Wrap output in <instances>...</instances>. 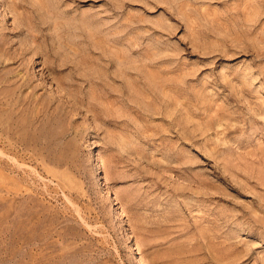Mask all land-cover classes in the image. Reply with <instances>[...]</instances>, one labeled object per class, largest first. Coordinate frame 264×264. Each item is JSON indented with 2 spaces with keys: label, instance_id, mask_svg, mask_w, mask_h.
Segmentation results:
<instances>
[{
  "label": "rangeland",
  "instance_id": "rangeland-1",
  "mask_svg": "<svg viewBox=\"0 0 264 264\" xmlns=\"http://www.w3.org/2000/svg\"><path fill=\"white\" fill-rule=\"evenodd\" d=\"M0 264H264V0H0Z\"/></svg>",
  "mask_w": 264,
  "mask_h": 264
},
{
  "label": "bare ground",
  "instance_id": "bare-ground-1",
  "mask_svg": "<svg viewBox=\"0 0 264 264\" xmlns=\"http://www.w3.org/2000/svg\"><path fill=\"white\" fill-rule=\"evenodd\" d=\"M140 261L142 262V259H140Z\"/></svg>",
  "mask_w": 264,
  "mask_h": 264
}]
</instances>
